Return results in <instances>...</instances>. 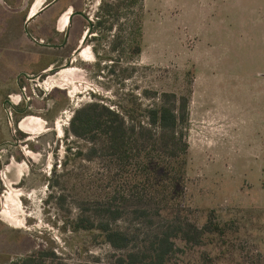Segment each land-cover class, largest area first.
<instances>
[{
  "label": "rangeland",
  "instance_id": "1",
  "mask_svg": "<svg viewBox=\"0 0 264 264\" xmlns=\"http://www.w3.org/2000/svg\"><path fill=\"white\" fill-rule=\"evenodd\" d=\"M66 1L77 33L61 50L26 40L48 13L27 34L0 21V264L49 248L66 264L114 261L119 253L108 245L70 229L78 206L100 197L107 179L68 124L88 103L115 110L133 97L144 103L146 89L191 91L183 203L199 226L214 211L238 228L232 255L219 264H264V0H144L138 56L131 22L93 31L102 0ZM61 16L47 18L41 34H51ZM55 33L62 44L65 31ZM78 37L86 42L72 55ZM31 51L54 62L37 78L42 64L27 63ZM216 248L203 249L214 256ZM200 251L182 259L196 264Z\"/></svg>",
  "mask_w": 264,
  "mask_h": 264
},
{
  "label": "trees",
  "instance_id": "2",
  "mask_svg": "<svg viewBox=\"0 0 264 264\" xmlns=\"http://www.w3.org/2000/svg\"><path fill=\"white\" fill-rule=\"evenodd\" d=\"M143 2L102 0L93 31L108 26L109 33L120 20H128L134 34L132 53L140 55L138 15ZM190 95L146 89L144 103L133 97L115 110L93 102L73 112L67 132L89 145L86 156L101 161L107 185L100 197L78 206L70 229L119 253L110 264H194L182 259L194 250H202L196 264H219L233 253L238 228L232 222L220 223L214 211L199 226L194 211L183 203ZM121 223L128 227H119ZM208 246L217 247L218 254L203 249ZM8 264L66 263L49 248Z\"/></svg>",
  "mask_w": 264,
  "mask_h": 264
},
{
  "label": "crops",
  "instance_id": "3",
  "mask_svg": "<svg viewBox=\"0 0 264 264\" xmlns=\"http://www.w3.org/2000/svg\"><path fill=\"white\" fill-rule=\"evenodd\" d=\"M38 9V10H37ZM74 9V4L68 3L66 0H0V21H6L8 20L15 29L19 28V30L25 28V32L27 34V28L33 22H36L41 18L45 13H48L47 18H54L59 17L61 15H64L67 12H71L69 25L64 30L65 33L71 28L72 30V23L74 21L75 14L72 13L71 10ZM34 10H37V14L35 16H32V12ZM7 11V12H6ZM79 14V13H78ZM81 17H83L82 13L79 14ZM62 17V16H61ZM86 21L87 19L83 17ZM44 20V19H43ZM44 20V21H45ZM60 20V18H59ZM59 20H57L56 24L54 25V30L52 29V33L48 36L52 38V44H46V37L48 36L41 34L44 31L42 30V26H44V21H40L39 23H36V26L34 28V33L36 37H32V39L26 38L28 41V44L32 42V44L35 46L38 45L39 47H48L53 50H57L52 48L51 46H57L56 43V37L54 36V33L57 32V34H62L64 31L59 30ZM27 25V27H26ZM48 29L46 28V31ZM48 31V32H51ZM56 35V33H55ZM65 36V35H64ZM80 37V34H79ZM21 42H24V36H20ZM82 40V38H79V40ZM36 52H30V58L28 59V62L30 66L39 65L42 64V67L40 71L37 73L35 77L40 76L41 74H44L45 70H47L49 67H52L54 62L51 60H48L47 57L39 54H35ZM43 56V57H42ZM49 61V63H48ZM43 62V63H41ZM49 70V69H48ZM33 75V73H32ZM33 79V78H32Z\"/></svg>",
  "mask_w": 264,
  "mask_h": 264
},
{
  "label": "flooded vegetation",
  "instance_id": "4",
  "mask_svg": "<svg viewBox=\"0 0 264 264\" xmlns=\"http://www.w3.org/2000/svg\"><path fill=\"white\" fill-rule=\"evenodd\" d=\"M38 10V9H37ZM37 10H34L32 12V16H35L38 12ZM70 15H71V12H67L65 13L64 15H62V17L60 18L59 20V30L60 31H64L68 25H69V20H70ZM77 33L76 30H71V28L65 33V36H64V41L62 44L60 45H57V46H51L52 48L54 49H57V50H61V49H64L66 47H70L73 45L74 43V40H75V34ZM79 37L78 39L76 40V43H79ZM80 45L76 47L75 51L72 53L73 54H76V55H79V51L84 47V45L81 44V42L79 43ZM82 56H84V60H88L86 59L87 58V54L84 53V55L82 54ZM67 60L68 61H71V63H73V60L71 59V53L69 56H67ZM25 121H22L19 125V128L21 131H28L27 127L25 126Z\"/></svg>",
  "mask_w": 264,
  "mask_h": 264
},
{
  "label": "water",
  "instance_id": "5",
  "mask_svg": "<svg viewBox=\"0 0 264 264\" xmlns=\"http://www.w3.org/2000/svg\"><path fill=\"white\" fill-rule=\"evenodd\" d=\"M87 21H88V19H87ZM88 22H89V21H88ZM26 27H27V25H26ZM85 42H86V37H83V38H82V42H81V44H82V45H85ZM36 78H37V77H36Z\"/></svg>",
  "mask_w": 264,
  "mask_h": 264
}]
</instances>
